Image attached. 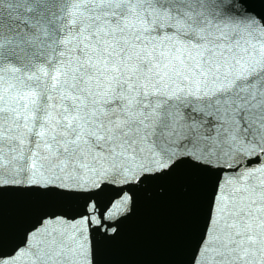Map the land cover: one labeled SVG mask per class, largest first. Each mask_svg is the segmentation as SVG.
<instances>
[{"label":"snow or ice","instance_id":"obj_1","mask_svg":"<svg viewBox=\"0 0 264 264\" xmlns=\"http://www.w3.org/2000/svg\"><path fill=\"white\" fill-rule=\"evenodd\" d=\"M157 180L187 264H264V0H0V264H99Z\"/></svg>","mask_w":264,"mask_h":264},{"label":"water","instance_id":"obj_2","mask_svg":"<svg viewBox=\"0 0 264 264\" xmlns=\"http://www.w3.org/2000/svg\"><path fill=\"white\" fill-rule=\"evenodd\" d=\"M194 195L195 187L188 180L150 182L137 192L131 214L120 216L118 239L101 241L99 264H187L192 245ZM33 200L24 194H4L5 250L11 251L17 243L24 223L22 211Z\"/></svg>","mask_w":264,"mask_h":264}]
</instances>
